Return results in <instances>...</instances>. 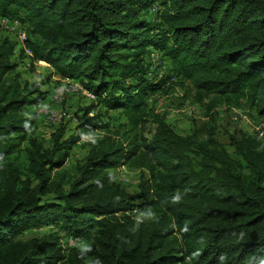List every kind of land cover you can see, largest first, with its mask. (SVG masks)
Returning <instances> with one entry per match:
<instances>
[{
	"label": "trees",
	"instance_id": "trees-1",
	"mask_svg": "<svg viewBox=\"0 0 264 264\" xmlns=\"http://www.w3.org/2000/svg\"><path fill=\"white\" fill-rule=\"evenodd\" d=\"M3 18L27 37L24 48L0 38V264H264V147L240 134L229 151L210 114L245 102L264 117V0H0ZM24 58L94 97L76 133L60 127L49 149L22 112L44 99V83L17 72ZM172 78L201 104L212 96L206 138L177 134L147 106ZM101 108L123 110L127 130H108ZM87 133L98 135L70 171ZM124 166L144 170L135 194L112 173ZM137 211L151 217L137 222ZM63 233L90 237L87 257Z\"/></svg>",
	"mask_w": 264,
	"mask_h": 264
},
{
	"label": "rangeland",
	"instance_id": "rangeland-1",
	"mask_svg": "<svg viewBox=\"0 0 264 264\" xmlns=\"http://www.w3.org/2000/svg\"><path fill=\"white\" fill-rule=\"evenodd\" d=\"M162 7L160 6V9ZM2 20H9L3 18ZM2 24V22L0 21ZM15 23V22H11ZM16 27H22L15 23ZM26 36V32H23ZM9 37L13 41H18L21 48H24V41L20 42V35L14 32V29H6V26H0V38ZM27 56V55H25ZM17 54L13 61L17 60ZM149 61L154 62L159 59V54L151 50L148 54ZM18 66L17 72L21 75L23 82L44 83L40 92L44 93V99L38 107H24L23 114L26 117H32L35 120L32 136L39 139L44 148L51 147V136L60 127L65 128V136L76 133V127L84 120L85 109L94 102V97L84 91L81 85L75 81L68 79H47L49 68L45 62H22ZM157 62L152 69L162 76L165 67L157 68ZM154 81V79H151ZM172 86L162 88L160 91L148 95L146 103L149 108L159 115L163 116L166 122L172 127L174 132L181 136L198 134L199 139L206 138L207 130L211 125L206 105L209 98L205 99L203 104L196 101L195 90L188 81L172 78ZM177 81V82H176ZM100 110V111H99ZM102 116V121L107 124L108 130L117 133H124L127 130V116L123 110L105 111L104 109H96ZM92 112L90 115H95ZM214 119L212 127L214 128L213 137L221 142L229 151V138L237 137L240 134L248 136H257L264 147V117H259L245 102L222 103L210 113ZM57 117V118H56ZM53 118H56L53 120ZM144 133V137L150 140L154 134V125L145 122L140 129ZM98 135L97 133H87L85 137L70 152V156L65 164L66 168L72 169L82 162L88 151V143ZM117 180L125 187V189L135 194L137 192V184L141 173L144 170L136 169L133 166H124L112 171ZM133 217L135 221L143 218H150V214L136 212ZM45 228L40 231L29 230L24 232L20 237L29 240L38 237L40 234L48 231ZM61 244L77 247L86 257L89 252L90 237L81 235L78 239L69 238L61 235ZM66 247V246H65Z\"/></svg>",
	"mask_w": 264,
	"mask_h": 264
},
{
	"label": "built area",
	"instance_id": "built-area-1",
	"mask_svg": "<svg viewBox=\"0 0 264 264\" xmlns=\"http://www.w3.org/2000/svg\"><path fill=\"white\" fill-rule=\"evenodd\" d=\"M0 21L2 22V24L0 23V26H6V29H14V32L18 33V35H20V37L23 38V32H24L23 27H16L15 23H11L8 21H4V20H0ZM56 118H53V120Z\"/></svg>",
	"mask_w": 264,
	"mask_h": 264
},
{
	"label": "crops",
	"instance_id": "crops-1",
	"mask_svg": "<svg viewBox=\"0 0 264 264\" xmlns=\"http://www.w3.org/2000/svg\"><path fill=\"white\" fill-rule=\"evenodd\" d=\"M18 59V58H17ZM17 62H18V60H17ZM22 62H29V59L28 58H24V59H22V60H19V64H18V66H21L23 63ZM35 64V63H34ZM45 65H47L46 63H44ZM48 66V65H47ZM58 79V78H57ZM61 80V79H60Z\"/></svg>",
	"mask_w": 264,
	"mask_h": 264
},
{
	"label": "bare ground",
	"instance_id": "bare-ground-1",
	"mask_svg": "<svg viewBox=\"0 0 264 264\" xmlns=\"http://www.w3.org/2000/svg\"><path fill=\"white\" fill-rule=\"evenodd\" d=\"M19 39H20V42H21V43H22V41H24V43H25V41H26V37L24 36V34H23V38L19 37ZM23 39H24V40H23ZM25 54H28V55H29L28 50H25Z\"/></svg>",
	"mask_w": 264,
	"mask_h": 264
}]
</instances>
